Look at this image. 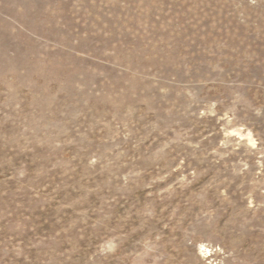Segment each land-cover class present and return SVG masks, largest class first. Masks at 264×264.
<instances>
[{
	"label": "rangeland",
	"instance_id": "obj_1",
	"mask_svg": "<svg viewBox=\"0 0 264 264\" xmlns=\"http://www.w3.org/2000/svg\"><path fill=\"white\" fill-rule=\"evenodd\" d=\"M0 264H264V0H0Z\"/></svg>",
	"mask_w": 264,
	"mask_h": 264
}]
</instances>
